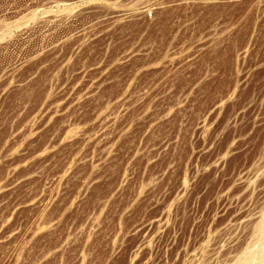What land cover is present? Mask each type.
<instances>
[{
	"label": "rangeland",
	"instance_id": "rangeland-1",
	"mask_svg": "<svg viewBox=\"0 0 264 264\" xmlns=\"http://www.w3.org/2000/svg\"><path fill=\"white\" fill-rule=\"evenodd\" d=\"M0 264H264V0H0Z\"/></svg>",
	"mask_w": 264,
	"mask_h": 264
},
{
	"label": "bare ground",
	"instance_id": "bare-ground-1",
	"mask_svg": "<svg viewBox=\"0 0 264 264\" xmlns=\"http://www.w3.org/2000/svg\"><path fill=\"white\" fill-rule=\"evenodd\" d=\"M251 258V257H250ZM247 259V258H246ZM249 260V259H248Z\"/></svg>",
	"mask_w": 264,
	"mask_h": 264
}]
</instances>
